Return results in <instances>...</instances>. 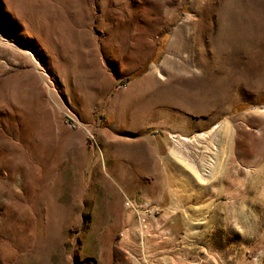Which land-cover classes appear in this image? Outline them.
I'll list each match as a JSON object with an SVG mask.
<instances>
[{
    "label": "rangeland",
    "instance_id": "1",
    "mask_svg": "<svg viewBox=\"0 0 264 264\" xmlns=\"http://www.w3.org/2000/svg\"><path fill=\"white\" fill-rule=\"evenodd\" d=\"M263 91L264 0H0V264H264Z\"/></svg>",
    "mask_w": 264,
    "mask_h": 264
},
{
    "label": "bare ground",
    "instance_id": "2",
    "mask_svg": "<svg viewBox=\"0 0 264 264\" xmlns=\"http://www.w3.org/2000/svg\"><path fill=\"white\" fill-rule=\"evenodd\" d=\"M202 6L200 1L195 4V7ZM190 49V44L188 42V35L182 32L181 30L174 31V39L168 45V51L171 53V56L166 55L164 56L163 60L161 61V66L164 68L166 73H170L175 69H183L184 65H186V60L184 59L182 53L186 52ZM156 66V65H155ZM160 67V66H159ZM156 81L159 79L155 78ZM101 135L103 139H107L112 137L108 132H102ZM176 180V179H175ZM154 188H157L158 181L153 184ZM264 202V200H263ZM264 222V219L260 218L258 221H253L251 223V233H255L259 230V225ZM131 235L127 236V242L130 240Z\"/></svg>",
    "mask_w": 264,
    "mask_h": 264
},
{
    "label": "trees",
    "instance_id": "3",
    "mask_svg": "<svg viewBox=\"0 0 264 264\" xmlns=\"http://www.w3.org/2000/svg\"><path fill=\"white\" fill-rule=\"evenodd\" d=\"M165 42H166V39L163 38V40H162V42H161V46H160L161 49L164 47ZM143 72H144L143 70H142V71H139V72H137L136 74L131 75L129 78H135V77L139 76L140 74H142ZM125 81H126V80H120L119 83H120V84H124ZM251 106H252V105L249 104V103H239V104L235 105V106L232 108L231 112H232V113H238V112H241V111H243V110H245V109H247V108H250ZM257 106H259V107L264 106V103H263L262 101L259 100L258 103H257ZM102 118H103V117H97V123H99V126H102V125H100V121L103 120ZM139 133H140V135H154V134H161V132H160V130H159V127H157V126L154 125V124H150V125H146V126H144V127L140 130Z\"/></svg>",
    "mask_w": 264,
    "mask_h": 264
},
{
    "label": "clouds",
    "instance_id": "4",
    "mask_svg": "<svg viewBox=\"0 0 264 264\" xmlns=\"http://www.w3.org/2000/svg\"><path fill=\"white\" fill-rule=\"evenodd\" d=\"M231 205V201L228 202ZM226 224L234 228L236 231L240 232L242 235L246 232L251 231V224L249 222V218L244 214L243 207L240 208L239 215L233 210L230 212L228 219L225 221Z\"/></svg>",
    "mask_w": 264,
    "mask_h": 264
},
{
    "label": "crops",
    "instance_id": "5",
    "mask_svg": "<svg viewBox=\"0 0 264 264\" xmlns=\"http://www.w3.org/2000/svg\"><path fill=\"white\" fill-rule=\"evenodd\" d=\"M263 95H264V91L263 92H261L260 94H258V96H257V100H262V98H263ZM239 103H241V102H239ZM239 103H236V104H234L233 105V107L235 106V105H237V104H239ZM242 103H244V102H242ZM232 107V108H233ZM232 110V109H231ZM144 127V126H143ZM142 127V128H143ZM141 128V129H142ZM140 129V130H141ZM140 132V131H139ZM102 133V132H101ZM101 133L100 134H98V140L103 144L102 145V148H103V150H108L109 148H110V146H111V143L113 142V141H115V139H116V136H113V137H111L112 138V140H109L108 138L107 139H103V136L101 135ZM141 136H143V135H141ZM112 145H113V143H112ZM150 146V145H149ZM151 147V146H150ZM122 158V156L120 157V159ZM162 168V167H161ZM160 179V178H159ZM152 181L153 180H151V182H150V184L149 185H147L146 187H145V192L148 194V195H152V194H154V192L155 191H157L159 188H161V179H160V181L158 182V186H157V188H154V186H153V184L155 183H152ZM157 182V181H156ZM160 200H159V203L161 204L162 202H164L165 201V199L163 198V195H161L160 197ZM105 212H106V209H105ZM107 218H109V216H107Z\"/></svg>",
    "mask_w": 264,
    "mask_h": 264
}]
</instances>
